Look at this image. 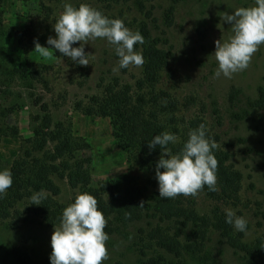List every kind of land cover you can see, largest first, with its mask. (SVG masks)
Wrapping results in <instances>:
<instances>
[{"label":"rangeland","instance_id":"374dc122","mask_svg":"<svg viewBox=\"0 0 264 264\" xmlns=\"http://www.w3.org/2000/svg\"><path fill=\"white\" fill-rule=\"evenodd\" d=\"M66 3L99 7L104 15L122 19L133 31L145 25L158 45L168 49L171 57L159 72L157 86L184 103V118L202 108L208 128L217 134L219 147L228 153V163L240 175L236 202L219 205L220 209H233L248 221L246 231H237L234 226L233 230L241 234L244 243L251 244L264 223V112L251 104L258 88H264V44L249 67L231 78L215 76L218 61L214 52L216 40L224 42L233 34L223 15L254 6L255 0H127L107 5L96 0H0V126L17 130V135L0 139V171L9 169L17 153L29 148L27 140L46 112L52 123L69 121L72 132L88 144L80 154L89 158L90 183L86 187H71L64 178L53 177L59 189L54 199L63 210L79 193L95 187L104 189V199L116 212L121 201V184L116 181L123 174L134 179L145 198L152 189V169L127 160L114 143L108 119L88 117L74 109L75 102L98 93L100 85L112 78L132 84L141 67L114 71L119 67V57L115 45L106 38L84 45L87 66L58 50L52 49L50 58L34 51L37 40L52 47L47 40L49 36L56 38L54 24ZM79 46L80 42L73 44ZM51 147L47 143L45 149ZM190 198L200 213L216 205L203 191ZM113 216L115 219L116 213ZM156 222V218L144 215L129 222L114 220V230L106 242L109 258L103 264H146L156 253L173 264H246L240 252L222 243L213 232L199 252L179 259L157 248H145L140 230ZM162 224L173 226L172 222ZM55 227L58 225L46 226L31 215L15 229L0 220V264H17L10 256L11 248L17 245L34 264H51L48 252Z\"/></svg>","mask_w":264,"mask_h":264},{"label":"trees","instance_id":"16d2710c","mask_svg":"<svg viewBox=\"0 0 264 264\" xmlns=\"http://www.w3.org/2000/svg\"><path fill=\"white\" fill-rule=\"evenodd\" d=\"M96 1L107 5L127 0ZM95 8L101 11V8ZM170 11L166 13L168 19ZM138 31L144 37V43H138L135 48L142 51L144 64L134 82L126 84L112 78L100 85L98 93L74 104V109L85 116L107 118L114 143L125 153L127 160L153 171L152 189L147 198L132 177L123 174L117 179L116 182L121 184V201L116 212L104 199L103 188H89L88 193L97 198L98 209L108 221L105 232L110 234L114 230V220L129 222L144 215L157 219L154 225L140 230V239L145 248H157L179 259L186 254L199 252L209 232H213L222 243L240 252L246 264L261 263L264 261V223L261 234L251 244H246L241 240V234L234 232L233 225L226 223V212L220 209L219 205L236 202L240 175L228 163V153L219 145L213 149L219 162L216 173L218 190L211 191L207 185L202 190L216 205L200 213L190 196L179 195L174 199L159 196L156 165L162 150L159 145L149 148V141L155 135L167 131L177 136V142L167 146L172 154L182 149L190 131L201 124L206 127V138L215 140L217 144L219 138L208 128L202 116V108L198 113L184 118L181 111L184 103L166 89L157 86L159 72L171 54L168 49L158 45V40L150 35L145 25ZM251 104L264 112V88H258ZM42 107L45 112L44 105ZM6 135H17L16 128L0 126V139ZM27 143L29 148L20 150L10 163L13 183L6 194L0 195V220L8 228L15 229L26 215H31L46 226H60L63 207L54 199L59 189L53 177L64 178L71 187H86L90 183L89 158L80 154L88 149V144L72 132L69 121L58 120L52 123L46 112ZM47 143L52 144L50 150L45 149ZM41 190L47 193L42 204H31L32 195ZM162 222H172L173 226L163 225ZM51 253L52 247L48 252L50 262ZM10 256L17 264H34L31 256L18 245L11 248ZM145 263L173 264L157 253L149 256Z\"/></svg>","mask_w":264,"mask_h":264},{"label":"clouds","instance_id":"9594fccd","mask_svg":"<svg viewBox=\"0 0 264 264\" xmlns=\"http://www.w3.org/2000/svg\"><path fill=\"white\" fill-rule=\"evenodd\" d=\"M222 19L231 24L233 34L224 42L220 39L215 41L214 55L218 61L215 76L223 74L231 78L234 73L249 67L253 55L264 44V0H255L254 6L239 7L232 14L225 13ZM54 30L56 38L49 36L47 40L52 47L35 41L34 51L44 58H50L54 49L62 56L87 66L89 60L84 45L89 40L106 38L115 45L119 57V67L114 71L129 66L139 68L144 64L142 51L135 49V45L144 43L142 34L131 30L122 19L109 18L88 3H81L78 7L66 3ZM77 42L80 46L73 47ZM206 131L204 124L191 130L188 140L176 154L167 147L178 140L170 132L155 135L149 141L150 149L159 145L162 150L156 165L160 197L196 196L205 185L211 191L218 190L216 173L219 162L213 154L218 144L206 138ZM12 183L11 170L0 171V195L6 194ZM46 196L44 190L34 193L31 204H42ZM225 212L226 223L232 224L237 231H246L248 221L243 216L236 215L230 208ZM107 223L103 212L98 209L97 198L88 192L79 193L74 203L64 208L60 226L55 227L51 236V264H103L109 258Z\"/></svg>","mask_w":264,"mask_h":264}]
</instances>
